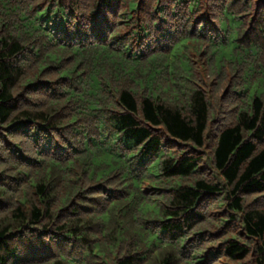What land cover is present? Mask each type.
<instances>
[{"label": "trees", "instance_id": "trees-1", "mask_svg": "<svg viewBox=\"0 0 264 264\" xmlns=\"http://www.w3.org/2000/svg\"><path fill=\"white\" fill-rule=\"evenodd\" d=\"M0 264H264V0H0Z\"/></svg>", "mask_w": 264, "mask_h": 264}]
</instances>
